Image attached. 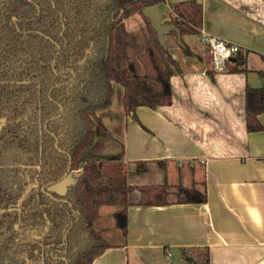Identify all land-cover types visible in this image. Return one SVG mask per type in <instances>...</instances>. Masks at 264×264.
I'll use <instances>...</instances> for the list:
<instances>
[{
    "label": "trees",
    "instance_id": "1",
    "mask_svg": "<svg viewBox=\"0 0 264 264\" xmlns=\"http://www.w3.org/2000/svg\"><path fill=\"white\" fill-rule=\"evenodd\" d=\"M162 1L0 0V264L91 263L113 245L95 226L100 206L115 207V223L125 237L130 205L206 201L204 188L133 184L123 161L82 158L114 83L123 89L128 114L135 115L138 106L170 104V76L180 70L178 61L161 47L146 17L141 38L123 25ZM166 23L181 36L199 35L201 4L179 1ZM197 57L211 63L207 50ZM234 58L223 70L241 71L244 54ZM262 112L264 87H248V131L262 129ZM135 164L138 174L147 167L146 161ZM77 169L64 194L50 189ZM193 254H184L183 264H209L208 249L197 258Z\"/></svg>",
    "mask_w": 264,
    "mask_h": 264
},
{
    "label": "crops",
    "instance_id": "2",
    "mask_svg": "<svg viewBox=\"0 0 264 264\" xmlns=\"http://www.w3.org/2000/svg\"><path fill=\"white\" fill-rule=\"evenodd\" d=\"M179 1L155 5L162 23ZM196 1L202 7L200 34L245 49L241 71L206 66L197 57L205 54L200 34L198 43L181 36L191 55L166 34L165 46L180 66L170 76V104L138 106L135 115L128 114L123 89L114 83L82 158L123 161L133 184L150 179L204 188L206 201L130 205L125 237L89 264H183L184 254L191 250L197 258L202 249H208L209 264H264V112L258 115L262 129H246V89L264 87V0ZM123 25L140 38L146 31L142 13ZM136 161L147 162L141 174L135 172ZM70 174L76 178L80 170Z\"/></svg>",
    "mask_w": 264,
    "mask_h": 264
},
{
    "label": "built area",
    "instance_id": "3",
    "mask_svg": "<svg viewBox=\"0 0 264 264\" xmlns=\"http://www.w3.org/2000/svg\"><path fill=\"white\" fill-rule=\"evenodd\" d=\"M200 39L211 57V67L214 70L223 69L229 57H234L239 52L245 53V49L239 45L215 35L201 33Z\"/></svg>",
    "mask_w": 264,
    "mask_h": 264
},
{
    "label": "water",
    "instance_id": "4",
    "mask_svg": "<svg viewBox=\"0 0 264 264\" xmlns=\"http://www.w3.org/2000/svg\"><path fill=\"white\" fill-rule=\"evenodd\" d=\"M142 15L144 17H146L147 19H149L150 25L154 29L156 36H157V40H158L159 44L161 45V47H163V48L166 47L164 36L172 30L175 31L177 43L181 47H184L182 39H181V33H180L179 28L177 26H172V25L167 24V23H162L161 22V15L158 12V10L156 9L155 5H149V6L144 7L142 9ZM229 60L233 61V60H235V58L229 57ZM65 175H66V173L64 174V177H65ZM63 183H64V185L59 187L58 190H56L60 194L65 193L66 187L69 184V182L65 181V178L63 179ZM65 183H66V185H65Z\"/></svg>",
    "mask_w": 264,
    "mask_h": 264
},
{
    "label": "rangeland",
    "instance_id": "5",
    "mask_svg": "<svg viewBox=\"0 0 264 264\" xmlns=\"http://www.w3.org/2000/svg\"><path fill=\"white\" fill-rule=\"evenodd\" d=\"M188 36L194 40L196 38L194 34H189ZM74 179H75V177L72 174H69L67 177H65V181H67V182H71ZM129 180H130V182H132L131 181L132 179H129ZM138 182L141 184H143V183L145 184V183H149V182H153V181H150V179H142L141 181H138ZM114 210H115V207L110 206V205L101 206L100 211H99V215L95 221L96 228L103 230L104 238L107 241H109L110 243H117L121 240V234H120V231H119V229L115 223V219H114L113 214L107 215L108 212H113Z\"/></svg>",
    "mask_w": 264,
    "mask_h": 264
},
{
    "label": "flooded vegetation",
    "instance_id": "6",
    "mask_svg": "<svg viewBox=\"0 0 264 264\" xmlns=\"http://www.w3.org/2000/svg\"><path fill=\"white\" fill-rule=\"evenodd\" d=\"M67 176H68V175H67ZM67 176L65 175V177H67ZM65 177L63 176V179H64ZM63 179H62V181H60V182L55 183L54 185H52V186L50 187V189L55 190V191L58 190L60 183L63 182ZM69 183H70V182H69ZM33 186H35V185H31V186L26 190V192H27L28 190H30ZM24 195H25V193H23L22 196L19 198L18 203L20 202V200L23 198Z\"/></svg>",
    "mask_w": 264,
    "mask_h": 264
}]
</instances>
